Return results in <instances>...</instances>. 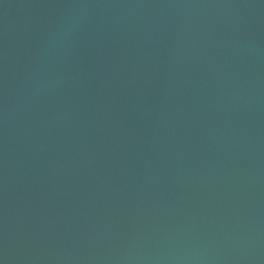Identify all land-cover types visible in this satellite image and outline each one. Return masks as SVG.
Segmentation results:
<instances>
[{
  "label": "water",
  "instance_id": "95a60500",
  "mask_svg": "<svg viewBox=\"0 0 264 264\" xmlns=\"http://www.w3.org/2000/svg\"><path fill=\"white\" fill-rule=\"evenodd\" d=\"M0 264H264V0H0Z\"/></svg>",
  "mask_w": 264,
  "mask_h": 264
}]
</instances>
